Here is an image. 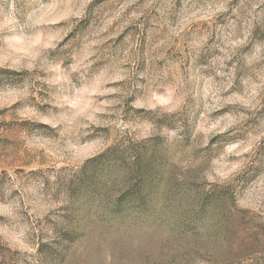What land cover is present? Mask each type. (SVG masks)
<instances>
[{
  "label": "rangeland",
  "instance_id": "obj_1",
  "mask_svg": "<svg viewBox=\"0 0 264 264\" xmlns=\"http://www.w3.org/2000/svg\"><path fill=\"white\" fill-rule=\"evenodd\" d=\"M0 264H264V0H0Z\"/></svg>",
  "mask_w": 264,
  "mask_h": 264
}]
</instances>
